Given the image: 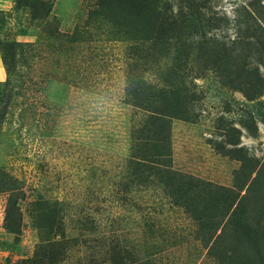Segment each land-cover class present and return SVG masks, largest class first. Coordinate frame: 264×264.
<instances>
[{
    "label": "rangeland",
    "instance_id": "obj_1",
    "mask_svg": "<svg viewBox=\"0 0 264 264\" xmlns=\"http://www.w3.org/2000/svg\"><path fill=\"white\" fill-rule=\"evenodd\" d=\"M41 1L0 0V264H221L159 180L134 179L145 118L134 93L162 86L154 54L164 53L160 66L177 61L178 19L211 21L233 40L236 9L252 1L264 13V0H146L173 18L170 51L136 18L142 0ZM121 6L133 17L123 26ZM191 88V117L172 121L173 166L232 187L240 162L222 150L231 135L221 127L236 126L235 139L263 158L264 95L250 100L213 71ZM250 116L256 130L241 125Z\"/></svg>",
    "mask_w": 264,
    "mask_h": 264
},
{
    "label": "trees",
    "instance_id": "obj_2",
    "mask_svg": "<svg viewBox=\"0 0 264 264\" xmlns=\"http://www.w3.org/2000/svg\"><path fill=\"white\" fill-rule=\"evenodd\" d=\"M34 1L38 2L26 0V4L30 6ZM110 1L115 4L122 0ZM140 5L136 18L148 22V38L152 36L159 46L167 45L170 51L173 18L164 17L146 0ZM122 10V20L116 22L121 26L122 21L126 25L133 20L129 12L123 7ZM236 11L238 27L233 40H224L212 33L215 24L211 21L194 19L188 24L185 16L177 20L181 28L177 42L180 46L183 44L178 49L177 61L160 66L158 62L164 53L154 54L162 86L151 85L150 93H134L133 104L145 112V118L136 128L138 134L129 164L136 181L146 184L150 178L159 180L173 202L183 206L198 221L206 244L213 239L217 249L215 256L221 264H264V157H256L235 139V133L241 130L233 124L221 127L231 135L225 141L229 148L221 147L222 150L240 162L232 187L175 169L172 158V121L191 117L196 98L191 86L206 71H213L222 83L243 91L250 100L264 95V75L260 72V65L264 68V13L252 1ZM185 26L189 27V33ZM187 41L192 42V51L184 50ZM1 51L5 55L3 48ZM191 55L205 60L204 64L189 62ZM147 58L148 55L140 57L144 69L150 70L154 67H148ZM165 58L169 56L166 54ZM253 59L258 60V65H254ZM250 119H242L241 125L254 127V116ZM254 128L256 130L257 126Z\"/></svg>",
    "mask_w": 264,
    "mask_h": 264
}]
</instances>
